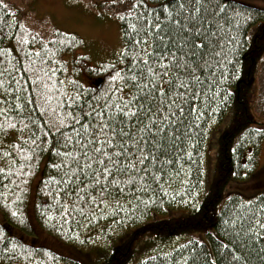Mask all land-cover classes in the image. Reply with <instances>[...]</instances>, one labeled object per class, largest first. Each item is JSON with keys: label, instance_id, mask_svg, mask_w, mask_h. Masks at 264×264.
I'll list each match as a JSON object with an SVG mask.
<instances>
[{"label": "trees", "instance_id": "trees-1", "mask_svg": "<svg viewBox=\"0 0 264 264\" xmlns=\"http://www.w3.org/2000/svg\"><path fill=\"white\" fill-rule=\"evenodd\" d=\"M135 2L127 0V12L118 17L123 49L96 68L78 53L84 44L77 35L48 33L40 28V20L32 23L31 16L26 17L27 11L14 10L0 0V95L6 100L0 101L4 110L0 113V212L5 218L0 221V264H80L12 234L15 227L31 235L34 224L84 251L105 248L104 264H210L212 260L229 264L221 245L234 247L231 218L249 201L253 208L264 204L261 187L224 196L231 182L256 181L264 140V128L250 102L252 80L264 60V9L234 0L226 2L231 26L225 27V35L232 43L226 45L221 66L210 77L214 84L198 105L201 115L190 126V139L169 169L178 175L167 177L159 187L150 183L148 191L136 198H120L116 209L108 206L115 197L96 206L85 204L88 197L83 193V200L70 195L89 181L76 172L71 157L62 155L74 148L79 151L68 113L83 116L89 111L83 105L81 112L84 100L92 107L102 105L119 84L112 77L125 74L130 26L136 23L135 13L144 12L140 7L128 15ZM145 2L151 7L157 0ZM260 70L264 72V62ZM97 78L104 81L101 88L94 86ZM77 93L80 99L75 105L65 103ZM222 124L223 132L213 139ZM211 150H216L214 159ZM210 168L213 176L207 189ZM39 173L32 219L31 188ZM73 176L78 179L72 180ZM193 234L203 237L191 238ZM248 246L252 253L245 264H264V251L251 242Z\"/></svg>", "mask_w": 264, "mask_h": 264}, {"label": "snow or ice", "instance_id": "snow-or-ice-1", "mask_svg": "<svg viewBox=\"0 0 264 264\" xmlns=\"http://www.w3.org/2000/svg\"><path fill=\"white\" fill-rule=\"evenodd\" d=\"M226 2L157 0L151 7L145 0L133 3L128 15L140 7L144 12L135 13L136 23L130 26L125 74L112 77L119 84L102 105L92 107L84 100L81 112L83 105L89 111L83 116L68 113L79 151L74 148L62 155L71 157L76 172L89 181L84 188H73L70 195L77 200L86 196L84 203L96 206L115 197L108 206L116 209L120 198H136L137 193L148 191L150 183L159 187L167 177L178 175L169 169L190 139V126L201 115L198 105L214 84L210 77L221 66L226 45L232 43L225 35V27L231 26ZM79 99L77 93L65 103L75 105ZM0 101L6 102L5 97L0 95ZM230 224L234 247L221 245L229 264H245L252 253L249 242L264 251V204L241 205ZM210 264H216L215 260Z\"/></svg>", "mask_w": 264, "mask_h": 264}, {"label": "rangeland", "instance_id": "rangeland-1", "mask_svg": "<svg viewBox=\"0 0 264 264\" xmlns=\"http://www.w3.org/2000/svg\"><path fill=\"white\" fill-rule=\"evenodd\" d=\"M253 7L264 9V0H234ZM6 3L14 10L23 9L26 17L31 16L32 23L39 21L40 28H44L48 33L62 31L77 35L83 42L84 48L78 50L79 54L86 55L90 66L99 68L102 63L115 59L123 49L122 36L119 27V16L127 12V0H6ZM28 14V15H27ZM254 28L252 29V32ZM46 33V34H48ZM77 53V54H78ZM264 60L261 62L262 66ZM258 68V74L252 80L253 92L250 97L252 110L256 120L264 128V72ZM262 68V67H261ZM88 82L89 80H85ZM225 128L222 124L217 128L213 136L221 135ZM216 149V146H215ZM213 159L216 158V150H211ZM44 164L41 168H43ZM258 167L260 172L256 181H246L241 183L231 182L224 191V196L233 191L249 193L257 190L258 187L264 189V140L258 157ZM42 172V170H41ZM42 173L35 178L31 188V200L29 203V213L33 219L34 192ZM213 176V169L206 173L207 189ZM235 183V184H233ZM233 188V189H232ZM237 188V190H236ZM0 221L5 218L0 212ZM12 234L23 238L28 244L46 247L62 257L77 261L80 264H104L107 251L105 248H92L82 250L73 245L60 242L57 238L41 230L37 225L33 226V234L27 235L19 228L11 227ZM203 237L202 234H193L191 238ZM120 243H117V246ZM101 262V263H100Z\"/></svg>", "mask_w": 264, "mask_h": 264}, {"label": "water", "instance_id": "water-1", "mask_svg": "<svg viewBox=\"0 0 264 264\" xmlns=\"http://www.w3.org/2000/svg\"><path fill=\"white\" fill-rule=\"evenodd\" d=\"M103 82H104L103 79H102V78H99V79L95 80L94 85H95L97 88H101L102 85H103Z\"/></svg>", "mask_w": 264, "mask_h": 264}]
</instances>
